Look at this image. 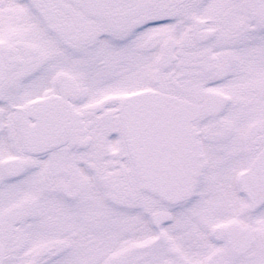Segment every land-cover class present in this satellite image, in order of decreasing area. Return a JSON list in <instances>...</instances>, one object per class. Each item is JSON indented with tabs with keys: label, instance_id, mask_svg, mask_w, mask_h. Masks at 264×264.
I'll list each match as a JSON object with an SVG mask.
<instances>
[{
	"label": "snow or ice",
	"instance_id": "obj_1",
	"mask_svg": "<svg viewBox=\"0 0 264 264\" xmlns=\"http://www.w3.org/2000/svg\"><path fill=\"white\" fill-rule=\"evenodd\" d=\"M0 264H264V0H0Z\"/></svg>",
	"mask_w": 264,
	"mask_h": 264
}]
</instances>
